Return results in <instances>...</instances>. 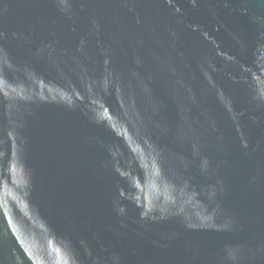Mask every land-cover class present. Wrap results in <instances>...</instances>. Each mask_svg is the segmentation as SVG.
<instances>
[{
    "label": "water",
    "instance_id": "obj_1",
    "mask_svg": "<svg viewBox=\"0 0 264 264\" xmlns=\"http://www.w3.org/2000/svg\"><path fill=\"white\" fill-rule=\"evenodd\" d=\"M0 264H264V0H0Z\"/></svg>",
    "mask_w": 264,
    "mask_h": 264
}]
</instances>
